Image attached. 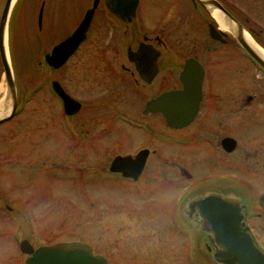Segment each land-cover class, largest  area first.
<instances>
[{
	"label": "rangeland",
	"instance_id": "rangeland-1",
	"mask_svg": "<svg viewBox=\"0 0 264 264\" xmlns=\"http://www.w3.org/2000/svg\"><path fill=\"white\" fill-rule=\"evenodd\" d=\"M140 1L135 22L144 27H152L145 25L143 21L151 23L161 17V25L163 23L166 30L165 68L181 67L189 55L193 31L194 10L190 1L176 0L180 2L170 8L169 4L174 0L170 3H167L169 0ZM228 2L242 12L243 19H247L246 32L251 35V29L264 44V0ZM86 5V0L78 3L74 0L68 6L67 15L58 24L57 35L47 34L43 29V34L38 39V35H35L36 25L30 22L22 24L19 22L21 17H16V21L11 24L7 53L18 90L19 104L14 117L0 124V264L25 263L27 255L19 249L22 240H27L33 248L68 241L85 242L91 246L94 254L106 257L108 264H215L211 261V253H206L203 248L205 239H201L202 246L199 247L198 233L186 230L183 226L180 228L181 224L175 222L169 214L170 202L179 193L172 146L157 148L158 152L153 159H162V164L155 168L154 173L151 168L140 183L98 184L97 181H89L90 177L94 179V174L89 175L88 171L95 170L92 164L96 160L105 164L109 162L106 157L121 153L122 150L153 146L150 142L140 140L126 148L133 140V132L127 129L121 130L123 134L120 133L126 140L125 146H122L118 138L106 137L103 146L96 152L91 146L95 143L92 126L94 120L82 119L88 116L85 114L94 111L111 113L116 106L126 107L129 103H135L137 98L132 96L131 87H123L117 91L115 87L111 88L117 92V100L102 101L99 98V95L108 92L111 84H108V77L103 81L106 88L96 84L98 67L103 66L102 62L96 60L99 59L97 53L100 51L102 57L104 47H109V33L113 37L114 33L118 34L121 54L130 38L129 29L114 17L100 11L80 52L59 71L50 70L46 65L45 54L60 39L58 37H63L71 27L77 25ZM27 9L28 6L23 3L19 8L22 16ZM215 24L220 27L217 21ZM175 26L180 27L181 41L177 49L181 48V53H176L172 41L168 40L173 36ZM229 33L235 37L234 32ZM231 47H238L235 40ZM240 54L236 59L229 57L225 63L248 64V58L243 53ZM125 65L129 66L128 63ZM248 66L250 70H246L247 86L249 83L257 88L258 85H264V73L250 63ZM52 79L62 82L69 93L84 104L81 119L76 115L70 120L73 133H64L60 126L50 124V117L56 116L61 109L52 99L49 90V81ZM209 79L210 82H215V69L210 72ZM135 90L139 92L138 100L143 101L142 94L146 89L139 86ZM1 101L10 106L11 100L0 62ZM82 124L84 125L81 126ZM261 128L262 130L253 128L242 133L236 132L240 140L249 138L251 142L261 132L263 134V124ZM260 147L261 151L255 152L254 156V148L240 142L232 155L236 158L235 166L230 169L241 168L239 170L245 176V183L250 181L248 177L258 182L249 185L251 187L245 186L252 189L250 198L245 201L249 208L245 224L257 245L264 251V214L257 200L258 194L264 192V143ZM162 150L164 156L159 153ZM187 162L190 164L193 161ZM184 166L187 167L188 164L185 163ZM255 170L256 174L253 175ZM160 172L169 179L162 190L153 189L149 184L144 187L147 181L161 180V174L158 178L154 176ZM230 175H233L232 171ZM195 178L201 177L193 175L189 183L202 181ZM184 186L182 182L181 187Z\"/></svg>",
	"mask_w": 264,
	"mask_h": 264
},
{
	"label": "flooded vegetation",
	"instance_id": "flooded-vegetation-1",
	"mask_svg": "<svg viewBox=\"0 0 264 264\" xmlns=\"http://www.w3.org/2000/svg\"><path fill=\"white\" fill-rule=\"evenodd\" d=\"M73 1L14 0L7 24L6 42L10 38L11 24L16 21V17L17 19L21 17L19 22L22 24H27L28 22L34 23L37 28L35 35H38V39L43 34V29L47 34L57 35L59 31L58 24L63 22V18L68 12L67 8ZM82 1L76 0V3ZM171 1L169 0L167 3ZM189 1L194 10L192 11L193 31L191 34L189 55L184 59L181 67H170L171 69H167L164 65V54L167 49L165 40L166 30L163 23L161 25V17L151 23L144 22L141 17L145 25L152 26L144 27L142 24L135 22L141 2L140 0H86L87 5L84 6L86 10L77 25H74L73 28L71 27L70 31L63 35V37H58L60 39L52 45L50 51L45 56L50 55L56 45L70 37L82 23L87 11L94 8L85 32L84 40L80 42L66 62L58 68L48 63L46 65L53 71H59L66 66L70 59L80 52L89 38V33L96 15L100 11L103 13L106 12L125 28L129 29L130 38L121 54L118 48V34L114 33L113 37L109 33V39L111 40L109 47H104L102 57L100 51L97 53L99 59L96 60L97 62H102L103 66L98 64L99 71L95 76L96 84L101 88H106L107 85H103L105 77L110 79V83L108 84H111L108 92L105 91L99 95V98L102 101L117 100L116 91L123 87H131L133 92L132 96H136L137 98L135 103H129L126 107L116 106L111 113L94 111L85 114L88 115L87 117H82L84 113L81 112V109L84 104L75 99L62 82L57 79H52L49 81V90L52 99L60 105L61 109L56 113V116L53 115L50 117V124L52 123L55 127L60 126L64 133H73L70 120L74 116L79 115L78 117L80 119L81 117L82 119H93L92 126L95 143L91 146L93 149L95 148L96 152L103 146L104 140L107 139L106 137L109 139L113 137L118 138L122 146H125L126 140L121 137V134H123L121 130L127 129L133 132V140L126 148L132 147V143L140 140H145L152 144L153 148L147 145L138 149L122 150L121 153H115L113 156L106 157L105 159L109 160V162L105 164H102L101 160H96L92 164L95 170L88 172L89 175L94 174V179L90 177L89 181H97L99 182L98 184L123 182L135 185L140 183L145 179L151 168L152 173H154L156 172L155 168L162 164V159H153L158 152L157 148L162 149L167 146H172L175 154L174 165L177 168L175 177L179 181L177 182L179 193L170 202L169 214L175 222L181 224L180 228L183 226L186 230L198 233L197 235H199L200 240L196 241L199 247L202 246L201 239H205L203 241V248L206 253H211V261L214 263L212 258V245L209 242L207 234L202 230L203 221L198 211L190 207V204L198 197L216 193L222 197L239 199L243 214L245 216L249 214L248 204H245V201L248 197L250 198L249 193H252V189L250 190L247 187H251L249 185H255L258 182H254L251 179L252 177H248L250 181L245 183V176L239 170L241 168L237 170L236 167L235 169L230 168L231 166H235L236 158H233L232 155L240 142L246 143L248 146L251 145V148H254V156H256L255 152L261 151L260 146L264 143V132L263 134L261 132L260 136L255 141L251 140V142L249 138L240 140L236 132L237 130L242 133L245 130L248 131L253 128L262 130V124L264 125V85H258L257 88L254 85L251 86L249 83L247 86L246 70L249 68V63L262 74L264 73V68L255 63L242 50L236 38L229 33L230 31H223L215 24L216 21L209 9L201 5L197 0ZM217 1L227 14L233 17L244 29L247 28L245 26L247 19H243V16H241L242 12L239 9H235L234 5L229 3L228 0ZM0 2L1 20L7 0H0ZM179 2L174 0V2L169 4V8L172 5H177ZM23 3H26L28 6V11L26 13L24 12L22 16L19 8ZM259 4L263 7L261 3ZM132 7H135V15L129 19H121L114 14V11L121 13L128 12ZM262 16L264 18V8ZM211 28L217 31L216 37L212 35ZM249 32L253 40L256 41L255 43L258 46L260 45L259 47L264 51V44L257 39L256 34L251 29H249ZM103 38L105 39L104 36ZM180 38V27L177 28L175 26L173 36L168 40L172 41L173 50L176 53H181V48L177 49V46L180 47ZM234 40L239 48L231 47ZM109 52L111 55L108 54ZM240 52L248 58V64L245 62L225 63V61L230 59L229 57H235L236 59L237 56L241 55ZM188 60L195 61L199 69L192 66L188 75L185 76L183 72L185 71V64ZM125 63H128L129 66L125 65ZM212 69H215V82H210L209 79ZM201 76V96L196 111L194 113L188 112L192 108L188 105V99L190 100V98L178 95L173 99L172 105L174 110L171 114L166 113L167 105L171 104L167 103L164 98L160 100V97L167 92L183 91V79L188 80L190 78V80L197 81ZM54 82H57L61 86L65 94L79 103L80 108L76 113L70 114L65 110L61 98L54 92ZM206 82L209 84L207 85ZM139 86L142 89H146V92L142 94L144 95L143 101L138 100L139 92L137 93L135 90ZM114 87L116 91L111 90ZM17 100L19 104L18 90ZM151 102L157 103L150 105ZM168 115H171L169 117L171 122L167 120ZM57 122L59 124L56 125ZM78 124L80 125V123ZM245 127L248 128L246 129ZM87 131L88 133L90 132L89 130ZM140 152H144V155H139ZM159 153L161 156H164L163 150L162 152L159 151ZM118 157H128V159L124 160L126 162L122 160L113 166L114 161ZM187 161L193 162L189 164ZM185 163L188 164L187 167L184 166ZM240 164L243 165L242 163ZM231 171L233 175H230ZM253 173L255 175L256 170ZM160 174L162 175L160 172L154 176L158 178ZM193 175L201 177L195 179L202 181L199 183H189ZM160 179L152 182L147 181L144 187H147L149 184L153 189L162 190L169 183V179L165 176L163 177V175ZM162 180H167L168 182L163 183ZM182 182L185 184L183 188L181 187ZM187 182L189 185H187ZM245 186L247 187L245 188ZM263 193L260 192L258 194V205L259 197ZM259 208L264 214L260 205Z\"/></svg>",
	"mask_w": 264,
	"mask_h": 264
},
{
	"label": "water",
	"instance_id": "water-1",
	"mask_svg": "<svg viewBox=\"0 0 264 264\" xmlns=\"http://www.w3.org/2000/svg\"><path fill=\"white\" fill-rule=\"evenodd\" d=\"M201 5L209 9H217L221 14L224 22L232 26L234 35L240 46L247 52V54L262 68H264V59L261 58L255 49L245 39L244 28L227 12L217 0H197ZM14 0H7L1 20H0V59L3 67V74L10 96V106L7 104V113L0 116V124L10 120L16 114L18 100L17 88L13 77V71L7 53V24L11 8ZM94 8L87 11L82 23L75 30V32L56 45L50 55L44 57L46 63L58 68L66 62V60L75 51L77 46L85 38V32L91 20ZM114 14L119 18H130L135 15V7L129 11L121 13L114 11ZM211 33L214 37L217 36V31L211 28ZM192 66H197L193 60H188L185 64V71L183 75H188ZM194 79V78H193ZM183 91L181 92H167L160 97L165 99L167 103L166 113L171 114L174 110L173 99L175 96L181 95L189 97L188 105L192 107L188 112L194 113L196 111L199 99L201 96V81L202 76L198 80H182ZM55 93L62 99L64 108L70 114L76 113L80 105L75 100L71 99L61 86L53 83ZM157 102H151L150 105H155ZM170 106V107H169ZM171 115L167 116L169 122ZM144 155L140 152L139 155ZM128 157H118L113 166L117 163L123 162ZM259 205L264 210V193L259 197ZM190 207L195 208L200 218L203 221L202 230L208 236L209 242L212 245V258L216 264H264V253L255 245L248 227L244 222V215L241 210V201L234 197H222L216 193H210L202 197L194 199ZM20 250L29 257L24 264H108L107 260L101 255H94L92 248L82 242H63L56 243L49 246H41L36 249L27 241L20 242Z\"/></svg>",
	"mask_w": 264,
	"mask_h": 264
},
{
	"label": "bare ground",
	"instance_id": "bare-ground-1",
	"mask_svg": "<svg viewBox=\"0 0 264 264\" xmlns=\"http://www.w3.org/2000/svg\"><path fill=\"white\" fill-rule=\"evenodd\" d=\"M212 15L219 24L220 28H222L223 30L231 31L232 33L234 32L232 26H229L224 22L221 14L217 10H212ZM245 39L255 49L257 54L264 59V51L255 43L253 38L247 32H245ZM5 113H7V104L4 101H1L0 116H3Z\"/></svg>",
	"mask_w": 264,
	"mask_h": 264
}]
</instances>
